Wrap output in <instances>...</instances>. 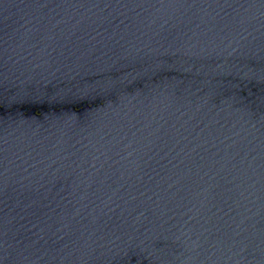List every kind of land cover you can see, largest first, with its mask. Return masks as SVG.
<instances>
[{
  "label": "water",
  "instance_id": "95a60500",
  "mask_svg": "<svg viewBox=\"0 0 264 264\" xmlns=\"http://www.w3.org/2000/svg\"><path fill=\"white\" fill-rule=\"evenodd\" d=\"M0 264H264V0H0Z\"/></svg>",
  "mask_w": 264,
  "mask_h": 264
}]
</instances>
